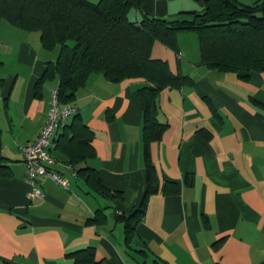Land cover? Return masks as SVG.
Masks as SVG:
<instances>
[{
    "label": "crops",
    "instance_id": "obj_1",
    "mask_svg": "<svg viewBox=\"0 0 264 264\" xmlns=\"http://www.w3.org/2000/svg\"><path fill=\"white\" fill-rule=\"evenodd\" d=\"M200 7L199 0H144L131 19L181 18ZM58 53L39 32L0 20V264H264V72L209 68L198 35L179 30L173 48L152 47L187 81L159 93L157 120L166 126L149 141L148 159L138 97L145 82L92 73L74 108L93 133V156L76 163L77 172L53 150L48 168L67 188L45 176L31 185L21 148L46 123L57 81L35 86ZM148 162L155 191L145 197ZM94 172L100 192L85 179ZM33 186L42 197L31 196ZM143 203L128 236L116 215Z\"/></svg>",
    "mask_w": 264,
    "mask_h": 264
},
{
    "label": "trees",
    "instance_id": "obj_2",
    "mask_svg": "<svg viewBox=\"0 0 264 264\" xmlns=\"http://www.w3.org/2000/svg\"><path fill=\"white\" fill-rule=\"evenodd\" d=\"M143 2L0 0V20L25 31L39 32L47 49L58 46L57 59L46 65L35 89L44 80H56L60 104L75 107V93L92 73H100L111 82L142 79L145 85L138 89V97L143 114L144 153L148 159L149 141L159 140L166 126L157 120L159 93L187 81L186 76L173 73L165 59L152 56L154 43L173 48L179 30L193 31L199 38L203 65L221 71L264 72V0L248 4L238 0H199L200 10L181 14V18L143 14L139 19H131L132 10L139 11ZM72 117L69 125L65 121L58 128L63 131L58 139L53 137L49 154L53 160L51 153L58 150L67 158L66 164L81 172L76 163L93 156V133L75 108ZM146 167L145 197L155 191L151 184L153 167L150 162ZM90 176H95L93 181ZM90 176L85 179L100 192L98 175L94 172ZM144 212L145 203L128 217L116 215L117 220L125 221L128 236Z\"/></svg>",
    "mask_w": 264,
    "mask_h": 264
},
{
    "label": "built area",
    "instance_id": "obj_3",
    "mask_svg": "<svg viewBox=\"0 0 264 264\" xmlns=\"http://www.w3.org/2000/svg\"><path fill=\"white\" fill-rule=\"evenodd\" d=\"M74 107L70 104H60L57 88L51 91L49 110L45 125L37 139L32 144L21 148L22 163L26 169V178L31 185L37 183L39 176H45L53 182L67 188V181L57 172L51 171L48 166L53 162L49 149L53 146V137L58 128L73 115ZM32 197H42L43 193L37 186H33Z\"/></svg>",
    "mask_w": 264,
    "mask_h": 264
},
{
    "label": "rangeland",
    "instance_id": "obj_4",
    "mask_svg": "<svg viewBox=\"0 0 264 264\" xmlns=\"http://www.w3.org/2000/svg\"><path fill=\"white\" fill-rule=\"evenodd\" d=\"M91 2L97 3L99 0H89ZM133 12V11H132ZM132 12L130 13V16L132 17ZM134 20V19H133Z\"/></svg>",
    "mask_w": 264,
    "mask_h": 264
}]
</instances>
